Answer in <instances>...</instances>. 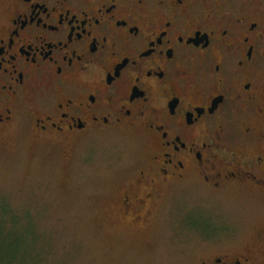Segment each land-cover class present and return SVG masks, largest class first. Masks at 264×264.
<instances>
[{"label": "flooded vegetation", "instance_id": "obj_1", "mask_svg": "<svg viewBox=\"0 0 264 264\" xmlns=\"http://www.w3.org/2000/svg\"><path fill=\"white\" fill-rule=\"evenodd\" d=\"M25 123L67 152L136 139L116 212L141 228L193 192L264 206V0H0V138Z\"/></svg>", "mask_w": 264, "mask_h": 264}, {"label": "rangeland", "instance_id": "obj_2", "mask_svg": "<svg viewBox=\"0 0 264 264\" xmlns=\"http://www.w3.org/2000/svg\"><path fill=\"white\" fill-rule=\"evenodd\" d=\"M142 151L100 134L67 152L33 140L26 123L0 138V264H203L264 247L243 242L264 231V206L241 196L193 192L152 228L124 220L116 203Z\"/></svg>", "mask_w": 264, "mask_h": 264}]
</instances>
